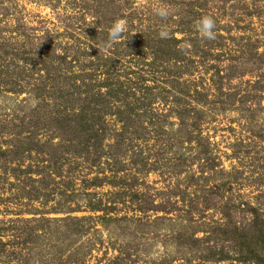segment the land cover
Returning <instances> with one entry per match:
<instances>
[{
	"label": "rangeland",
	"instance_id": "obj_1",
	"mask_svg": "<svg viewBox=\"0 0 264 264\" xmlns=\"http://www.w3.org/2000/svg\"><path fill=\"white\" fill-rule=\"evenodd\" d=\"M158 5L169 6L167 18L153 14ZM204 15L215 21L212 40L196 31ZM120 18L127 29L106 47L107 30ZM162 25L169 30L163 49L176 62L167 68L191 88L189 104L179 105L182 118L174 114L177 104H170L172 113L160 100L151 106L154 114L169 116L161 123L165 135L142 127V121L122 122L123 116L130 119L114 95L107 97L110 108L102 122L130 128L120 147L110 134L95 144L70 146L65 139L72 134L62 124L44 121L53 111L59 118L73 109L89 112V101L72 102L65 89L57 103L36 94L34 86L46 82L23 66L24 52L68 56L78 77L91 62L81 52L93 45L89 52L98 57L92 66L115 69L122 95L129 86L146 84V93L152 88L169 97L163 94L172 85L168 71L155 72ZM0 55V264H60L61 256L65 264H255L239 244L240 226H255V212L264 231V0H0ZM99 67L90 73L98 86L106 80ZM46 182L50 187L43 190ZM202 190L218 206L209 216L227 229L205 226L211 236L200 233L195 241L175 203ZM66 216L83 220L79 226L89 235L76 237L72 224L65 229ZM23 235L33 240L21 255ZM45 236L47 249L40 245ZM253 250L264 255V244ZM47 254L53 259L45 262Z\"/></svg>",
	"mask_w": 264,
	"mask_h": 264
},
{
	"label": "trees",
	"instance_id": "obj_2",
	"mask_svg": "<svg viewBox=\"0 0 264 264\" xmlns=\"http://www.w3.org/2000/svg\"><path fill=\"white\" fill-rule=\"evenodd\" d=\"M10 11L11 9H6L4 16L5 17H9L10 16ZM70 29V27H68ZM58 40V39H57ZM155 40V39H154ZM157 42L159 43V46H157V49L160 51L159 54H155L154 60L156 61V67H155V72L157 69H161L162 72L164 71H168L167 74V78H166V82L167 83H172L171 87L166 86L165 89L163 90V94L167 93L169 94V97H163L162 94L159 95V93H152V88H150L151 93H146V90L148 87L146 86V84L142 87H140L139 89L133 87L131 88L130 86L128 87V92H124L122 95V91L123 89V84L121 83V77H117L116 76V72L115 69H113L111 66V68L109 69H101L99 66H97V68L99 67V70H101L103 72V76H106V80H104L105 83H102L98 86L97 85H93V79L90 76L91 72H95L98 71L97 68H94L92 66V62L94 61L93 58L94 57H98L96 56L97 53H90L89 51L93 49V45H89V49H85V51L83 50L81 52V54L85 57L90 58L91 62L88 65L82 66L80 67V70H78V77L77 74L74 73L73 69V64L72 61L69 60V57H60V56H53V58H50L49 56H45L43 57L40 53H36L35 50L32 51H27L26 53L24 52L23 55L24 57L22 58V64L24 65H28L31 67L32 72L34 75H40V78H42V81H45V85L43 86H34L36 94L39 93L40 95L45 93L47 94V100L48 101H59V99L63 98V90H68L71 92L70 96L73 98L71 99L72 102H77L78 104H83L86 103L87 101H89L88 103H86V109H89V112L87 110H82L81 108L79 109V111L77 109H73L72 112V116L70 114H68L69 116H64V117H58L57 111H53L52 113L48 114V118L46 117V120L44 119L45 122H51L55 121L58 122L59 124H62L64 126V128H66L68 130V132L70 134H72V136L70 135V137H73V139H65V141L67 143H69L70 146H75L79 145L80 142L79 141H83V143H90L93 142L95 144L96 141H100L102 139H106L107 136H109L110 134V139H112V141L114 143H116V145H119V147L124 143V141L119 140V138L123 137L122 139H124V137L126 135L129 134V131H127L126 129H129L128 127H123L122 130H117L115 128H108V124L104 122H102L104 120L105 117L108 116V109L110 108L109 102H111V100H108L107 97L110 95H114V101H118L119 104H122L121 106L123 107L122 110H126V116L127 119L130 120H126V118H124L123 116V121L122 122H126L127 124L130 122L133 123L134 121H142V127L147 126V127H151L158 136H162L165 135V132L163 130L164 126H161V123H166V119L169 118L168 114L165 116H158L155 113L156 109H152L151 106L156 102L160 100V106L161 107H166L167 108V112L168 113H172L171 112V107L170 104L172 105H176V110L174 114L176 116H180L182 118V116L184 115L185 110L184 107L186 106L185 104H189L188 103V99H185L189 96V94L191 93V88L187 85H182V82L177 78H175V72H173V74L171 75L170 70H168V66L171 67L172 63L174 62V64H176L175 60L172 59L171 54L172 52H170V54H168V52L166 53L163 49V43H164V39H156ZM154 42V41H153ZM176 42V43H175ZM178 41H174L175 44H177ZM61 43V42H58ZM173 43V42H172ZM177 45L173 48V50L175 52H177ZM4 53L7 54V51H5ZM3 53V54H4ZM186 53V50L184 49V52H180L179 56ZM200 53V51H199ZM100 55V54H99ZM1 56V55H0ZM22 56V53L20 54L19 57ZM118 55L114 58L113 57V61H111L110 63H112L111 65H115L117 62V58ZM1 58V57H0ZM179 62H181V58H179ZM180 64V63H178ZM38 67V69H37ZM165 67V68H163ZM0 69L2 68V65L0 64ZM171 75V76H170ZM132 77V75H131ZM180 78V76H179ZM132 79V78H131ZM129 80L130 82L132 80ZM143 79V78H142ZM175 79V82H174ZM144 81V80H143ZM140 82H142L140 80ZM194 82V81H192ZM187 84V83H186ZM130 85H132L130 83ZM135 85V84H134ZM69 87V88H68ZM170 87V88H169ZM197 87V82H195V85L193 88ZM107 89L106 91L100 93V91H102V89ZM100 89V90H98ZM135 91L133 93H131V91ZM136 90H141L139 92H137ZM155 91V90H154ZM198 89L194 90V93L199 94L198 93ZM137 94L142 95L140 98H136ZM159 95V96H158ZM172 95V96H171ZM180 97V98H179ZM160 98V99H159ZM173 98V99H172ZM64 99V98H63ZM171 99V100H170ZM130 100V101H129ZM105 105L106 107H102L99 108L101 106ZM179 105H183V109L179 110ZM103 111H105L103 113ZM96 113H103L100 114L99 117H96ZM91 114H94L91 115ZM116 116H120L121 114H123L119 111V108L117 109V111L115 112ZM177 121L180 120L179 118L176 119ZM158 121V122H157ZM173 122H171L172 124ZM125 125V124H124ZM114 127V126H113ZM111 129V130H110ZM65 130V129H63ZM159 130V131H157ZM178 130V129H177ZM184 131V130H183ZM36 134L38 132V130L35 131ZM161 134H160V133ZM132 134V133H131ZM191 134V133H190ZM15 134L11 135L14 136ZM178 133L176 132V134H174L173 137H178ZM17 136H20L17 135ZM169 138L172 137L171 132L169 133ZM182 137V135H181ZM29 138L25 139L28 140ZM81 139V140H79ZM177 139V138H176ZM180 140H182V138H180ZM190 140V139H189ZM189 140H187L188 142H190ZM81 145V144H80ZM90 144H82V146L84 147H88ZM113 145V144H112ZM52 146V145H51ZM201 146V145H200ZM54 147V146H52ZM51 160V158H50ZM32 169H30L28 172H26V174L29 175V172H31ZM211 170H215V168L211 169ZM38 174H40V171L37 172ZM30 177V175H29ZM31 178V177H30ZM45 189L43 190H47L50 186L49 183L46 182V184H44ZM204 190V189H203ZM202 190V191H203ZM204 192V191H203ZM47 197H51L53 196L52 194H48L47 193ZM3 197V194L2 196ZM136 200V198H134ZM212 197L207 195V192L203 195H197V194H192V195H187L183 201L180 204L175 203L176 205V210L179 211L180 213H182V216L179 218L180 221H182L183 223H185L188 227L187 228H192L193 232H192V236L190 235V238L192 240L198 241L199 239L196 238L197 234L203 233V234H208V232L204 231L206 230V228L204 229L205 226L207 227H219V228H225L224 225H222V223L218 220L215 219L212 216H209V212L212 209H216L218 208V206H215L212 204ZM139 200V198H138ZM68 204V203H67ZM220 202H219V210H221V206H220ZM224 213V216H228L230 213L228 211H222ZM77 220H75V219ZM104 220H107L109 218H103ZM229 220H231V217H229ZM60 221V220H58ZM83 220H78L77 217H65V219L63 220L64 224L62 223L63 227H65V229L68 228V226H70V224H72L74 227H72L71 229H69L71 232H76L75 235L77 236H82L81 238H85V236H88L90 231H85L83 232V226H79L80 223ZM109 221V220H108ZM21 222V221H20ZM61 222V221H60ZM66 222V223H65ZM26 222H24L25 225ZM253 223H255V226L253 227H247V226H240L243 230L242 232V237H241V241L242 243L239 244L240 247H242V250L247 249L248 252V256L249 258L252 257L253 261L255 262V264H264V255L257 252L254 249V245H256L257 243H262L264 244V231L261 230L260 225L263 224L262 218H260V215H258L257 212H255V218L253 219ZM23 224V223H22ZM109 224V222H108ZM233 224L232 221L229 222V226ZM60 225V224H57ZM26 226V225H25ZM61 226V225H60ZM194 226H197V228L195 229ZM228 226V227H229ZM1 227V225H0ZM3 227V225H2ZM19 228V227H18ZM227 229V227L225 228ZM1 230V228H0ZM49 231V230H48ZM83 232V233H82ZM88 234V235H86ZM213 235V234H212ZM22 236V235H21ZM25 238L24 243L21 245V255L25 254V252L27 251V244L28 242H31L33 240V238H31L29 235H23ZM211 236V234L209 235ZM49 237L45 236L44 240H40L41 242V246L43 247V249H47L48 244H49ZM212 240V239H210ZM248 240V245H246ZM27 243V244H26ZM32 244V243H31ZM36 249H37V244H32ZM257 248V247H256ZM123 251V250H122ZM120 251V252H122ZM240 253H244L241 252ZM128 257V254L125 253ZM228 254V252H227ZM230 254V253H229ZM32 254H29V252H27V259L25 260L26 262L30 263L31 261V256ZM49 257H48V256ZM45 256H43V259L45 260V262H48L49 260L51 261V257H53V254H47ZM1 256V255H0ZM125 257H123L122 259H125ZM129 258V257H128ZM60 260V264H65V262H67V259L64 258V256H61V258H58V260ZM76 264V263H75Z\"/></svg>",
	"mask_w": 264,
	"mask_h": 264
},
{
	"label": "clouds",
	"instance_id": "obj_3",
	"mask_svg": "<svg viewBox=\"0 0 264 264\" xmlns=\"http://www.w3.org/2000/svg\"><path fill=\"white\" fill-rule=\"evenodd\" d=\"M155 16L165 19L170 15V9L167 5H158L152 9ZM196 31L201 38L212 40L215 38L214 28L215 21L208 15L201 16L196 22ZM127 23L124 19L114 20L107 30V43L106 47L110 46L112 42L121 38V35L126 31ZM169 36V30L166 25H162L158 31V37L160 39H167Z\"/></svg>",
	"mask_w": 264,
	"mask_h": 264
}]
</instances>
